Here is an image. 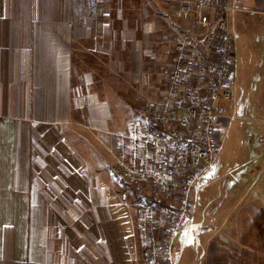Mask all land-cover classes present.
I'll return each mask as SVG.
<instances>
[{"label":"crops","instance_id":"obj_1","mask_svg":"<svg viewBox=\"0 0 264 264\" xmlns=\"http://www.w3.org/2000/svg\"><path fill=\"white\" fill-rule=\"evenodd\" d=\"M188 1L0 0V264H143L133 193L107 168L127 108L151 92L142 76L163 41L159 19L180 36L188 24L173 15ZM235 1L245 12L236 19L238 72L239 60H257L247 50L256 47L264 0ZM260 139L261 121L250 127L242 159L222 167L221 150L195 189L178 264L253 257L245 242L249 234L258 240L254 223L264 209Z\"/></svg>","mask_w":264,"mask_h":264},{"label":"built area","instance_id":"obj_2","mask_svg":"<svg viewBox=\"0 0 264 264\" xmlns=\"http://www.w3.org/2000/svg\"><path fill=\"white\" fill-rule=\"evenodd\" d=\"M244 13L235 0L184 3L173 16L188 26L180 31L165 91L117 134L107 171L133 193L143 264H178L176 243L194 223L195 189L223 148L220 106L236 92V19Z\"/></svg>","mask_w":264,"mask_h":264},{"label":"rangeland","instance_id":"obj_3","mask_svg":"<svg viewBox=\"0 0 264 264\" xmlns=\"http://www.w3.org/2000/svg\"><path fill=\"white\" fill-rule=\"evenodd\" d=\"M133 6L131 14L134 15L136 10ZM138 8L139 6L136 7V9ZM135 17L136 16H133L131 23L135 22L136 24L137 19ZM159 21L163 22L164 26L163 41H160L161 44L157 45L154 43L151 52L152 56H149V60H147V72L142 76L143 91L145 92L150 87L149 90H151V92L150 94L148 93L149 95L147 94L140 97L136 101L137 103L134 102L133 106L135 105V107L133 110L127 108V127L129 121L137 113L136 110H138L147 100L162 96V93L167 87L168 73L175 61L179 35L174 32H169L170 27L168 25L171 22L170 19L168 22L166 19H159ZM256 21L258 24H255L253 27L256 47L249 48L247 54L250 56H256L257 60L252 62L253 64L251 65L249 61L243 64L241 60H239L236 92L230 101L220 106V109L224 112L221 118L222 131L219 135V139L223 143V149L218 164L222 167L231 166L233 163L242 159L246 151V140L250 127L254 126L257 122H264V23L261 18H258ZM240 42L241 39L238 40V47L239 44H241ZM100 61L99 65L103 70L104 68ZM102 85H104L103 82ZM258 87L259 91L263 90L261 97L259 96V107L262 111L261 114L258 112L259 107H257V100L256 97H254ZM86 93L87 91L84 88V94ZM128 93L129 92H127V95ZM126 98L127 103L133 100V98L129 96ZM254 113H257V116H255ZM256 140H258L257 137ZM252 237L255 238V236L249 234L247 236V242L245 243L252 246V248H250L252 250L250 253L253 257H251L248 262L246 261V258H243L242 264H264V239L259 241L255 240V238L252 241Z\"/></svg>","mask_w":264,"mask_h":264},{"label":"trees","instance_id":"obj_4","mask_svg":"<svg viewBox=\"0 0 264 264\" xmlns=\"http://www.w3.org/2000/svg\"><path fill=\"white\" fill-rule=\"evenodd\" d=\"M254 233L259 241L264 239V209L254 223Z\"/></svg>","mask_w":264,"mask_h":264}]
</instances>
